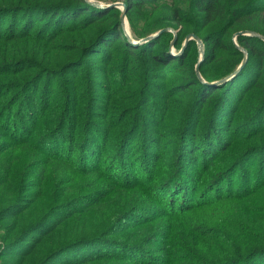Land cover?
Listing matches in <instances>:
<instances>
[{
	"label": "trees",
	"instance_id": "trees-1",
	"mask_svg": "<svg viewBox=\"0 0 264 264\" xmlns=\"http://www.w3.org/2000/svg\"><path fill=\"white\" fill-rule=\"evenodd\" d=\"M93 1L0 0V264H264V0Z\"/></svg>",
	"mask_w": 264,
	"mask_h": 264
},
{
	"label": "rangeland",
	"instance_id": "rangeland-1",
	"mask_svg": "<svg viewBox=\"0 0 264 264\" xmlns=\"http://www.w3.org/2000/svg\"><path fill=\"white\" fill-rule=\"evenodd\" d=\"M119 10H120V19H121V16H122V13H123V10H122V8L120 7L119 8ZM124 19H125V21H126V25L124 26V27H122L123 28V33L125 34V35H127L126 34V32H125V30L127 31V33H128V35H130V31H129V27H128V22H127V19H126V15L124 16ZM126 27V28H125ZM161 31V30H160ZM159 32V31H158ZM164 32H167V33H169L170 34V37L172 38V40H170V44H169V48H170V55H173V56H180L181 54H182V52H183V50L185 49V47L187 46V44H188V42L190 41V40H193V41H195L196 43H195V47H193L190 51H189V53H188V56L189 57H192V58H195V56L197 57V60L200 62L201 60V57H202V55H203V44L201 43V45H198L197 44V41L196 40H194V39H190V40H186V38H187V36H186V38L185 39H183L182 41H179L177 44V51H176V49L174 48V45L176 44V31L175 30H173L172 28H169V29H166V31H164ZM163 33V32H162ZM233 42H234V39H233ZM236 44V43H235ZM237 46V45H236ZM238 47V46H237ZM245 58H243L242 59V61H241V63L239 64V66L243 63V60H244ZM197 61V62H198ZM199 62L195 65V70H196V66L197 65H199ZM93 65H96V61L95 60H93L92 58H90V59H86L85 60V63H84V66H85V68H87V67H90V66H93ZM239 66L237 67V69L239 68ZM243 67V66H242ZM84 69V68H83ZM82 69V70H83ZM242 68H240V70H241ZM239 70V71H240ZM160 71H162L161 69H160ZM168 71H166V73H167ZM198 74H199V67H198ZM199 78H200V80L204 83V84H206V85H208V86H212V87H214V85L212 84V83H208V82H206L205 80H203V78L199 75ZM99 80H100V77H99ZM131 81V79L128 81V82H130ZM158 81H160V80H158ZM58 84H59V81L58 82H55L54 84H53V87H54V89H56L57 87H58ZM216 87V86H215ZM96 94H97V96H96V100H101V98L104 96V95H106V93L105 92H100L99 90L98 91H96ZM56 96L55 95H53L52 97H51V101L55 98ZM182 105L183 104H181V103H179V102H177V99L176 98H174V100H172L171 102H170V106H169V109H170V115H171V117L172 118H174L177 114H178V112H179V110L181 109V107H182ZM85 104L84 103H81V105L78 107V109H77V114H78V116H79V118L81 119L83 116H84V114H85ZM243 106V105H242ZM242 106L241 107H239V112H241L242 111ZM155 109H156V107L154 108V110L152 111V113H154L155 112ZM152 120L154 119V118H151ZM162 125L163 126H165V128L163 129V131L165 132L164 134L165 135H169V132H173L172 131V129H171V127L170 126H168V124H165V123H162ZM37 132H38V130H37ZM114 133H117V132H114ZM1 139V138H0ZM3 140H5L4 138H3ZM112 141L113 140H111V142L108 144V148H110V147H112L111 145H112ZM163 141V140H162ZM240 149H244V146H242ZM14 156H16V155H14ZM14 156H13V159H15L14 158ZM21 173H22V170H21ZM23 180H24V182L25 183H30L31 182V180H27V176H25L24 178H23ZM3 183H1L0 185H2ZM11 192H12V195H13V191L11 190V189H8V188H5V189H3V191L1 192V194H0V201H6L7 199H9L10 198V195H11ZM3 198V199H2ZM29 198V196H26L25 197V199H24V201H26L27 203H28V201H30V198ZM6 199V200H5ZM28 199V200H27ZM23 206V203H20L19 204V208H21ZM26 216L27 217H33L29 212H27L26 213ZM13 224V220H11V219H9L7 222H6V225H12ZM42 231V230H41ZM40 230H35L34 232H33V234H32V236L33 237H35L36 235H38L37 233H40L41 232ZM36 233V234H35ZM6 255H8V253H9V250H6L5 252H4ZM3 258V257H2Z\"/></svg>",
	"mask_w": 264,
	"mask_h": 264
},
{
	"label": "water",
	"instance_id": "water-1",
	"mask_svg": "<svg viewBox=\"0 0 264 264\" xmlns=\"http://www.w3.org/2000/svg\"><path fill=\"white\" fill-rule=\"evenodd\" d=\"M88 1H89L90 4H92V5H94V6L102 7V4L97 3L96 1H93V0H88ZM106 7H108V8L115 7V8H118V9H119L120 7L122 8L123 13H122V16H121V19H120V20H121V25H122V27H124V26L126 25V21H125V19H124V16H125V5H124V4H119V3H114V4H109V5H107ZM125 28H126V27H125ZM164 31H166V29H163V30L157 32L155 35L149 36L148 38L142 39V40H140V41H138V42H133V41L130 40V36L128 35L127 31L125 30V32H126V34H127V35H126L127 38H128L129 41L132 42L134 45H138V44H140V43L147 42L148 40H151V39L157 37L159 34H161V33L164 32ZM238 35H253V36H257L256 34H253V33H251V32H241V33H237V34L235 35V37L238 36ZM259 38L262 39V40L264 41V38H263V37H260V36H259ZM190 39H194V40H196V41H197V44H198V45H201V41H200L196 36H194V35H188L187 38H186V40L188 41V40H190ZM244 58H245V59L243 60V63L239 66V68H238L234 73H232V74L229 75L228 77H226V78H224V79H222V80H220V81L214 82V83H212V84H213V85H219V84H221V83H224V82L230 80L233 76H235L236 73L240 70V68H242V66L245 64L246 56H245ZM196 74L199 75V74H198V65L196 66Z\"/></svg>",
	"mask_w": 264,
	"mask_h": 264
}]
</instances>
